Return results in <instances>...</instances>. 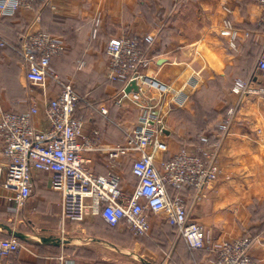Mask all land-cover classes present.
<instances>
[{
    "label": "crops",
    "instance_id": "crops-1",
    "mask_svg": "<svg viewBox=\"0 0 264 264\" xmlns=\"http://www.w3.org/2000/svg\"><path fill=\"white\" fill-rule=\"evenodd\" d=\"M261 13L255 0H48L8 18L0 17V33L12 39L27 30L39 29L61 36L66 52L53 57L51 66L86 97L100 91L110 95L105 53L110 37L131 35L145 42L147 64L141 71L147 80L143 91L125 93L124 84L119 91L114 89L120 98L118 105L116 98L96 100L95 94L94 107L90 102L77 110L84 119L83 134L98 139V147L85 153L88 167L105 174L109 166L106 148L124 142L125 132L133 119L139 118L143 107H153L165 124L168 150L157 152V160L180 148L202 152L203 135L217 140L212 130L200 131L197 139V128L183 127L178 115L193 106L196 100L192 93L197 88L224 73L230 55L218 34L223 18H229L236 28L239 53L232 55V66H241L248 47L258 43L260 48L264 42ZM9 56L8 50L0 54V104L7 111H23L43 99L42 89L30 88L21 60L13 62ZM46 88L48 97L57 91V86L49 82ZM249 88L246 93H235L231 88L229 98L236 105V112L219 149L222 171L232 173V178H222L221 174L194 201L190 200L194 190L180 194L186 200L189 218L202 224L216 243L250 227V206L264 201V76L255 74ZM131 165L129 154L118 159L117 169L126 193L136 183ZM6 196L8 193L0 187V224L25 237L13 259H5L14 264H59L57 257L61 254L63 264H194L204 257L189 249L184 241L179 242L177 233L163 217L152 213L149 235L140 240L124 224L111 228L97 216L61 225L60 194L47 172L34 173L33 193L20 211L9 210L15 204ZM25 216L26 228L19 231L15 226ZM29 227L37 228V233ZM1 233L9 235L3 229L0 237ZM263 233L262 229L250 247L251 256L260 264H264ZM40 237L66 241L54 245L39 242ZM125 238L133 240V251L126 249L130 244L124 243ZM81 240L85 241L77 243ZM164 240L172 243L170 248L159 245Z\"/></svg>",
    "mask_w": 264,
    "mask_h": 264
},
{
    "label": "built area",
    "instance_id": "built-area-1",
    "mask_svg": "<svg viewBox=\"0 0 264 264\" xmlns=\"http://www.w3.org/2000/svg\"><path fill=\"white\" fill-rule=\"evenodd\" d=\"M36 1L0 0V17L32 9ZM256 1L262 11L260 24L264 34V0ZM225 10L230 12L227 7ZM218 32L231 49H237V31L229 18H223ZM7 48L20 55L26 81L41 88L43 98L23 111H7L0 104V187L8 193L6 199L15 204L9 210L20 211L33 193L34 173L47 172L60 194L61 225L100 215L110 225L124 224L134 235L147 236L152 213L174 226L189 249L205 251L204 257L194 264H260L250 254L249 236L216 243L202 224L189 218L186 200L173 193V190L193 189L194 200L216 179L220 170L217 151L230 129L235 108H228L221 118L222 131L209 144V150L202 148L199 153L180 148L157 160V152L168 150L164 122L153 107H143L135 126L125 132L124 142L106 148L108 170L98 174L88 167L89 159L85 156L98 147V139L83 134L84 119L75 114L83 98L73 82L60 78L51 66L53 57L66 52L65 40L38 29L27 30L13 44L0 34V53ZM105 53L108 79L124 80L125 84L135 80L139 86L137 93L143 91L147 79L141 70L147 60L139 47V39L110 37ZM255 70L264 76V42ZM248 80H237L232 90L250 91ZM48 82L57 86L52 97L47 95ZM114 102L118 105L120 98ZM208 138L203 135L201 141L207 144ZM124 154L131 155V173L136 178L130 193L124 191L117 169L118 159ZM22 247V241L14 236L0 238V264H13L5 259ZM63 258L62 254L57 257L59 264H63Z\"/></svg>",
    "mask_w": 264,
    "mask_h": 264
},
{
    "label": "rangeland",
    "instance_id": "rangeland-1",
    "mask_svg": "<svg viewBox=\"0 0 264 264\" xmlns=\"http://www.w3.org/2000/svg\"><path fill=\"white\" fill-rule=\"evenodd\" d=\"M218 34H219V32H218ZM219 36L221 37L220 38L221 39V45L226 50V53H228V55H230V57H229L230 60H228V63H226V65H225L224 73L222 75L216 76L214 79H212L210 81H207L199 89L197 88L192 93V99L196 100V101H194L195 103H193V106L190 109H186V111L184 113L178 115L180 120L182 121L181 124L183 127H186L189 129L197 128V130H199V128H201V127H202L201 129H203L205 127L204 128L205 132L206 131L210 132L212 130L216 134H220L222 131L219 127V123L221 121V118L225 115L226 110L230 107L235 108V106H236L235 104H232V100H230V98H229V97H232L231 96V94H232L231 88H233V85L235 84V82L237 80L249 79L248 83H250L251 79L253 78V76H255V74H258V75L260 74L259 72H257L255 70V62H256L257 56L259 54L260 48H261V47L260 48L257 47L258 43H256L257 46H254V44H251L250 47H248V49L244 55V64H242L241 66H232V55L237 56V54L239 53L238 37L236 40L237 41V49H231L227 43L226 38H224L220 34H219ZM5 51H6V49L2 50L1 53L5 52ZM9 57L12 58L11 55ZM6 60H10V59H6ZM20 63H21V61H20ZM109 84H111V83H109ZM29 86L32 89L38 88V87H35L32 85H29ZM110 86H111V89H109L110 95L109 96L103 95L102 96L103 99H105V98L107 99V96H108L109 100H110V98L112 100H114L115 98L116 99L118 98L119 89H118V91L115 90V92H114V89L118 88L117 85L111 84ZM99 93L100 92H96L95 94L98 95ZM89 99H91V98H89ZM89 102H92V101H89ZM91 105L94 107L93 102ZM127 110H129V109L127 108ZM141 110L142 109H140L139 114L141 113ZM235 112H236V108H235ZM133 115H134V113H131L130 117L132 118ZM135 120L133 119V123H131V125L127 129L128 131L132 130V128L137 123L138 119H135ZM212 134L213 133H211V135ZM213 140H215V139H213ZM223 140H224V138L221 140L220 143H222ZM213 142H209V138H208V143L207 144L204 143L205 145L203 148L206 151L209 150L210 146H211V145L209 146V144H213ZM220 147H221V145H220ZM216 157L218 159L220 170L218 172V175H217L215 181H217L218 178H220L221 174H222V178H225V179L232 178V173L230 174V173H226V172L222 171L223 161L219 155V150L217 151ZM212 191L214 193L216 192V190L214 188H212ZM190 200L194 201L193 196H192V198H190ZM249 211H250L251 218H252V223L250 224V227H248L240 235L232 236V238H239V237H243V236L251 237L252 234H251L250 229L252 227L253 228L255 227L254 224L256 222L260 223L259 226H257V227L264 225V201L261 203H257V202L253 203L250 206ZM16 217H17V215H15L13 219L16 220ZM26 218H27L26 216L23 217L24 221L22 223H19V225L15 226L19 231H23V229L26 228V225H27L26 224L27 223ZM29 229L32 230V233H37V228H32V227L30 228L29 227ZM1 234H2V236L0 238H5L7 235L4 233H1ZM142 237L143 236H137V239L140 240V239H142ZM84 241L85 240L77 241V243L78 242L82 243ZM124 241H125L124 243L130 244L128 246V248H126V249L129 250V252L133 251L132 250V247H133L132 245L134 243L133 240H130L129 238H125ZM22 244L24 245L23 242H22ZM171 245H172V243H169L167 248H170ZM200 260H198V261H200Z\"/></svg>",
    "mask_w": 264,
    "mask_h": 264
},
{
    "label": "trees",
    "instance_id": "trees-1",
    "mask_svg": "<svg viewBox=\"0 0 264 264\" xmlns=\"http://www.w3.org/2000/svg\"><path fill=\"white\" fill-rule=\"evenodd\" d=\"M44 1H46V0H37L36 2H35V4H34V6L35 7H37V5L38 4H40V3H44ZM1 18H8V17H1ZM44 31H47V30H44ZM47 32H49V31H47ZM50 33H52V32H50ZM1 34V33H0ZM52 34H54V33H52ZM2 35V34H1ZM3 36V35H2ZM21 36H22V34L20 35V36H16V37H14V38H7V37H5L9 42H11V43H13V44H16L18 41H19V39L21 38ZM145 42H143V41H141L140 39H139V47H140V49H141V51H142V54H143V56L145 57V52H144V50H143V44H144ZM6 50H8V52L10 53V55L12 56V58H13V62L17 59V60H21V57H20V55L17 53V52H15L13 49H10V48H7ZM107 80V82L108 83H111V84H116L117 85V89H120V88H122V86L125 84V81L124 80H115V81H111V80H109V79H106ZM74 87H75V85H74ZM77 91V90H76ZM78 92V91H77ZM79 94H80V96L83 98V100L82 101H80L79 103H78V105H77V107H76V111H75V114L77 115L78 114V112H77V110L81 107V106H86V105H90V102L89 101H91L92 100V102L93 103H95V100L93 99L94 97H95V93L96 92H93L92 93V95H91V97L90 96H85L82 92H78ZM100 93H101V95L103 96L104 94H103V92H101L100 91ZM99 93V94H100ZM102 96H100V95H97L96 96V100H99V99H102ZM93 97V98H92ZM89 98H91V100L89 99ZM202 128V127H201ZM201 128H199V130H198V133H197V139H198V136H199V133H200V131H203L204 130V128L203 129H201ZM214 140L213 139H211V138H209V142H213ZM189 190H193V189H178V190H173V193H177V194H181V193H184V192H189ZM97 217L99 218V219H101L107 226H109V227H111V228H115L117 225H110V224H108L100 215H97ZM168 227L169 228H171V230H173V232H175L176 233V228L174 227V226H172V225H170V224H168ZM263 229V231H264V225L263 226H260V227H252L250 230H251V234H252V236L250 237V239H251V244L255 241V240H257L259 237H260V231ZM263 235V237H264V233L262 234ZM10 235H6V237H9ZM178 241L179 242H182L183 243V239L181 238V237H179L178 236ZM168 242H167V240H164L163 242H162V244H159L160 246H162L164 249L168 246ZM78 251H80V250H78ZM193 252H196V253H198V252H200V253H202L203 255L205 254V251L203 250V249H194L193 250ZM11 257V259H13V256H10ZM14 264V263H13Z\"/></svg>",
    "mask_w": 264,
    "mask_h": 264
},
{
    "label": "water",
    "instance_id": "water-1",
    "mask_svg": "<svg viewBox=\"0 0 264 264\" xmlns=\"http://www.w3.org/2000/svg\"><path fill=\"white\" fill-rule=\"evenodd\" d=\"M123 91L125 93H129V92H138L139 91V86L136 83L135 80H130L124 87ZM0 229L6 230L10 236H14L16 238H18L19 240H25V237L18 231H15L13 229H11L8 225L6 224H0ZM66 240H61L59 238H52V237H40L39 242L41 243H52L54 245H59L63 242H65Z\"/></svg>",
    "mask_w": 264,
    "mask_h": 264
}]
</instances>
